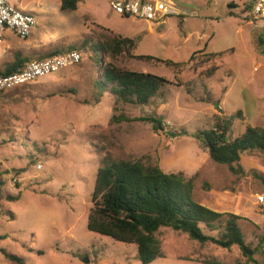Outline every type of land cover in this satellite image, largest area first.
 <instances>
[{"label":"rangeland","instance_id":"rangeland-1","mask_svg":"<svg viewBox=\"0 0 264 264\" xmlns=\"http://www.w3.org/2000/svg\"><path fill=\"white\" fill-rule=\"evenodd\" d=\"M110 1L81 0L76 11L62 12L58 0H9L33 16L28 41L41 46L19 54L35 60L74 46L83 60L0 94V264H141L134 245L87 230L95 175L105 155L148 156L165 173H181L186 180L196 175L193 199L243 218L238 227L252 258L264 264V204L256 200L264 196V153L243 154L242 173L234 174L213 163L200 145V133L225 119L230 140L243 133L245 123L264 127V55L257 46L264 19L249 17L254 0H168L195 16H168L156 24L117 15ZM110 35L139 38L132 51L137 57L186 67L175 74L154 61L126 54L100 58L82 50L83 43L90 47ZM202 51L222 56L210 62L195 54L190 61ZM106 63L169 84L145 106L115 104L94 88ZM158 236L165 258L151 264L246 262L237 246L201 245L167 228ZM2 251L21 262L7 260Z\"/></svg>","mask_w":264,"mask_h":264},{"label":"trees","instance_id":"trees-1","mask_svg":"<svg viewBox=\"0 0 264 264\" xmlns=\"http://www.w3.org/2000/svg\"><path fill=\"white\" fill-rule=\"evenodd\" d=\"M58 1L60 11L74 12L81 0ZM138 41L139 38L110 35L103 37L95 45L87 47L83 43L81 47L82 50L84 48L99 54L100 58L107 55L117 59L126 54L137 60L154 61L165 65L175 74H181L185 69L186 64L149 56H135L132 51ZM257 46L264 55V37L259 36ZM71 51L80 52L74 46H69L65 50L52 51L37 59ZM195 54L202 55L210 62L222 56L221 53L204 54L202 51L192 54L190 61ZM29 61L27 57L16 54L12 64L0 72V76L18 72ZM99 74L94 88H98V92H106L115 104L145 106L161 95V90L169 84L155 75L125 70L111 63L103 64ZM207 74L212 73L209 71ZM236 116L244 120L240 112ZM226 122L227 119L221 124L216 122L213 128L202 131L200 145L213 163L224 165L230 172L240 174L243 154L264 153V127L245 123L243 133L230 140L226 137ZM154 123L160 125L157 120ZM195 176L186 180L181 173H165L157 161L148 156L123 160L105 155L95 175L87 230L125 246L134 245L141 264H151L165 258L158 236L163 228L186 234L190 240L201 245L209 243L225 250L237 246L246 258L244 264H255L256 261L252 258L254 251L246 244L238 227L237 221L243 218L231 213L217 212L195 201L192 197ZM18 198L19 196H7L6 200L15 201ZM2 252L7 260L21 262L17 257Z\"/></svg>","mask_w":264,"mask_h":264},{"label":"built area","instance_id":"built-area-1","mask_svg":"<svg viewBox=\"0 0 264 264\" xmlns=\"http://www.w3.org/2000/svg\"><path fill=\"white\" fill-rule=\"evenodd\" d=\"M250 5L249 17L252 20L264 19V0H254ZM109 7L115 14L125 18L145 20L155 24L163 22L168 16H195L194 13L183 11L168 0H112ZM35 24L31 14L12 6L9 0H0V44L6 31L13 33L18 39H28ZM82 60V53L77 51L41 60H30L18 72L0 76V92L10 91L64 68L78 65ZM256 200L257 204H264L263 195H257Z\"/></svg>","mask_w":264,"mask_h":264},{"label":"crops","instance_id":"crops-1","mask_svg":"<svg viewBox=\"0 0 264 264\" xmlns=\"http://www.w3.org/2000/svg\"><path fill=\"white\" fill-rule=\"evenodd\" d=\"M33 43L28 39L21 42L13 33L6 31L3 35V42L0 44V72L12 64L15 55L19 54L18 52L26 54L28 50H32V53L39 52L41 46H36Z\"/></svg>","mask_w":264,"mask_h":264}]
</instances>
